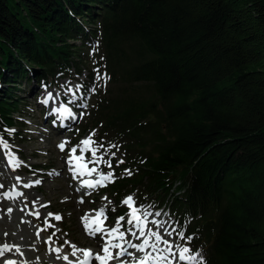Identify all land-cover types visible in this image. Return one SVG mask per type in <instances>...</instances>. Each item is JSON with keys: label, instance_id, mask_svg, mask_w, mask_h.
<instances>
[{"label": "trees", "instance_id": "1", "mask_svg": "<svg viewBox=\"0 0 264 264\" xmlns=\"http://www.w3.org/2000/svg\"><path fill=\"white\" fill-rule=\"evenodd\" d=\"M92 58L110 79L80 133L124 151L100 195L153 201L206 264H264V0H0V135L16 87Z\"/></svg>", "mask_w": 264, "mask_h": 264}, {"label": "rangeland", "instance_id": "2", "mask_svg": "<svg viewBox=\"0 0 264 264\" xmlns=\"http://www.w3.org/2000/svg\"><path fill=\"white\" fill-rule=\"evenodd\" d=\"M92 59L93 63L89 65L94 71L91 73L93 76L91 79H88L90 71L85 70L78 80H73L71 77L57 81L51 80L49 86L46 85L47 83L38 85L34 81L31 82L32 84L26 82L25 85L16 87L17 89H14L13 91L22 95L25 100L22 103L20 111L13 114V119L16 123L11 130L14 129L15 131L12 133L11 139L0 135V137H2L8 144V147L0 145V185L3 186L0 187V222H9L11 224V227H0V233L10 236L13 240H19V244H22L19 248L22 247L26 250L29 249L31 252L34 250L30 247L35 245V238L38 236L43 243L35 249L36 252L34 251L31 253V256H35L36 254L38 256H44V264H51L50 259L57 261L55 256L71 257L69 259L72 260V256L69 255L72 250H77L78 256V254H83L79 249H92L94 244H100V247L102 248L103 244L106 242L105 235L103 237L90 235L85 227L87 220H83V217H87L88 214L91 213L94 214L93 212H96L102 206H106L105 215L107 219L102 216L100 217V220L103 221L104 232H107L116 226L117 218L119 217L117 214L122 208L127 209L126 213L129 212L128 207L122 205L121 202L113 198L109 191L107 194L103 195H100V191L98 190L87 192L82 195L76 194V183L71 187L72 182L70 183L71 176L69 175V166L67 167L66 172H64V168L62 167L66 166V163L68 164L69 154L73 147L69 146V143H71L74 138H78L80 127L86 122V110L91 108L88 112L89 116L91 110L96 106L98 99L96 96L100 91L105 93L104 90L107 88L103 81H96L97 70L99 69L95 68L94 58ZM99 73L101 75L104 74V72L100 70ZM81 82H85V86L88 87L86 94L81 93L82 89L76 91V86L81 85ZM93 86L96 88L95 92L89 91ZM111 86L112 85H110V87ZM0 87L3 89L6 85L0 84ZM68 88H72L73 91L76 92L75 97L73 96V92L68 91ZM49 93L52 94V99L49 100V102H51V108H58L59 106L65 107L62 105L65 104L62 98L67 97L70 101H75V105L83 110L85 117L81 112L83 117L79 120V124L76 125V127L64 132H59L58 129L56 131L52 130L51 125L46 120L51 109L49 108L43 111L41 104L44 99L48 98ZM82 105H86V107H83ZM101 129L102 128L93 130L95 131V136L92 138L97 143L103 141L106 142L105 145H107L109 142L104 141L101 138L97 139L99 140L98 142L95 139L96 136L99 137ZM93 131L89 129L87 134L82 135H84L83 137L87 136L86 138H88ZM66 141L69 143H66V150L62 151L59 148V145ZM118 141L124 142V140ZM116 145L118 148L111 149V152L116 153V160L123 159L122 153L124 151L118 144ZM102 152L103 149H101L97 155H100ZM10 153L13 155L10 156ZM89 155L91 156V153ZM107 158L108 157L106 156L105 159ZM43 164L49 167L37 168V166H42ZM6 165H8V167ZM93 167L97 168V174L101 172L107 173L113 170L115 174L114 164L112 169H108L105 165L100 164V167L103 168L104 171L99 169V165H94ZM16 168H18V171L15 170ZM58 175L59 177H56ZM77 178H80L78 174ZM17 180H23L24 185H27L25 180H29V182L31 181V183L34 184L33 188L26 186L28 188L25 189L26 193L24 198L11 196V193L18 191ZM36 181H39V183H36ZM132 194H134L136 204L139 205L137 195L135 193ZM128 195H126V197ZM33 196L42 198L46 207L42 210L38 209L36 211L39 215H36L35 213L34 216H31L29 213H32L34 207L31 203L33 201H30L29 199ZM103 197H107V199L105 200ZM21 199H28L29 201H22ZM81 200H83V202H81ZM152 202L153 201H149L148 205L152 204ZM112 208L116 209L115 212L111 211ZM158 211L168 214L165 218L174 222V219L172 216L170 217L168 212L163 209ZM49 213L53 214L51 216L52 219L46 218V215L49 216ZM56 215H59L61 219L57 220L55 218ZM127 218L128 217L125 214V221L122 222L121 231L126 230ZM82 227H84V229ZM149 227L153 226L149 225ZM55 233H58L57 236L59 237L60 242L53 239ZM127 238L131 239L134 243L139 242L131 236ZM25 239H27V241ZM174 242L185 244L184 241H180L178 238L175 239ZM23 243H26L27 248ZM65 244H69V248L66 249ZM14 245L16 246L17 244ZM14 245L11 244V246ZM50 245L54 246V248H56L55 250L59 249V253L55 256L52 253L50 254ZM73 245L75 248H73ZM185 245L188 246L187 244ZM161 247H163V245H161ZM173 251L176 252L178 256V250L174 248ZM192 252L195 251L193 250ZM196 252H199L200 255L203 256L202 250ZM100 253L101 252H99V254ZM3 256L0 257V261L4 260ZM4 262L5 261H3V263L0 262V264H4ZM61 262L65 264L64 261ZM115 262L117 261H112V264H115ZM92 264H99V262L93 260ZM173 264H176L175 260L173 261ZM178 264H188V262L179 261Z\"/></svg>", "mask_w": 264, "mask_h": 264}, {"label": "snow or ice", "instance_id": "3", "mask_svg": "<svg viewBox=\"0 0 264 264\" xmlns=\"http://www.w3.org/2000/svg\"><path fill=\"white\" fill-rule=\"evenodd\" d=\"M110 77L107 73L101 75L99 70H97L96 81H103L106 85L107 81ZM63 87V86H62ZM83 87L82 85L76 86V91ZM95 86L91 87L89 91L95 92ZM69 92H73V96H76V92L73 91L72 88H68ZM52 99V94H48V98L44 99L42 103L48 104L49 100ZM86 107V105H82ZM57 112H61L64 115H72L71 111L68 108L56 109ZM15 130H8L9 134H12ZM95 136V131L91 133V135L80 141L77 146L71 148L68 164L70 166V171L74 172L75 175L79 176H92L93 173L97 172V168H88L87 163H81L85 159L83 153L90 152L91 159L88 163H92L95 165L103 164L108 169L113 168L112 160L115 158L116 153L111 152V149L118 148L116 144L109 143L105 145L103 141L97 143L92 137ZM66 143L68 141L61 143L59 148L63 151L65 149ZM0 145L4 147H8L6 141L0 137ZM95 145V146H94ZM82 146V147H81ZM80 149L81 155L77 156V149ZM103 149V152L100 155H97L100 150ZM110 153V155H109ZM13 155L10 153V156ZM108 157L105 159V157ZM75 161V166L72 167L73 162ZM123 159H119L116 161L117 166L123 164ZM124 172L127 175H131L132 172L130 169H125ZM115 182V174L114 170L109 171L107 173H99V177L97 180H85L83 181V185L89 189H96L107 187L109 183ZM39 183V181H36ZM30 186V185H26ZM0 187H3L0 185ZM90 194V193H89ZM103 199H107V197H103ZM83 202V200H81ZM122 205H126L129 209V212L126 213L128 217L126 220V230L121 231L122 222L125 221V215H121L117 218V224L115 227L111 228L107 232H105V243L102 246V251L104 255H100L99 253L93 255L90 249H79L84 254L85 259L79 261V264H92V261H98L99 264H111L112 261H118L119 264H173V261H176L178 264L179 261H186L188 264H206L203 257L199 252L195 254L192 253V249L185 244L175 243V239H179L180 241H191L192 236L186 235L183 230V225H179V222H172L165 217L168 215L161 211H149L150 208H154V205H137L134 200V194L128 195L125 199L121 201ZM115 208H112L111 211L115 212ZM106 206L102 207L97 216L93 218L91 224H86L85 227L89 231L90 235H95L96 233L104 232L103 221L100 220V217H104L107 219L106 215ZM39 215V213H36ZM49 216L53 214L49 213ZM55 218L57 220L61 219L59 215H56ZM83 220H87V217H83ZM93 225H96L93 227ZM152 225L153 227H149ZM175 234V236H174ZM135 238L136 242L134 243L131 239L127 237ZM171 238V239H170ZM113 240L119 241L118 243H113ZM163 245V247H161ZM13 248L17 252H20L18 246H9L8 244H4L0 247V257L4 255L5 251H12ZM73 248L75 246L73 245ZM178 250V256L173 249ZM134 250V251H130ZM57 252L59 249L56 250ZM23 255V253H20ZM75 255V251L73 252ZM64 259H68L64 257ZM4 264H17V261L8 259L4 262Z\"/></svg>", "mask_w": 264, "mask_h": 264}, {"label": "bare ground", "instance_id": "4", "mask_svg": "<svg viewBox=\"0 0 264 264\" xmlns=\"http://www.w3.org/2000/svg\"><path fill=\"white\" fill-rule=\"evenodd\" d=\"M58 124V123H57ZM77 124V122L76 123H74V124H72L71 122H69V121H66L65 122V124L62 126V125H59V127L58 128H52V130H57L58 129V131L59 132H64V131H69L73 126H75ZM48 128V127H47ZM49 129V128H48ZM49 131H50V129H49ZM50 135V134H49ZM65 148H66V146H65ZM64 150H66V149H64ZM86 157H87V161H85V159L81 162V163H87L90 159H91V156L89 155V153H86V155H85ZM64 162V161H63ZM14 163V162H13ZM74 164H75V161L73 162ZM10 164H12V163H10ZM7 167H8V165H6ZM69 165L66 163V166H62L63 168H64V172H66V169H67V167H68ZM12 168V167H11ZM16 171H18V168H16L15 169ZM69 175L71 176V179H70V183L72 182V184H71V187L76 183V186H77V188H76V190H75V192H76V194H79V192L81 191V189L79 188V184H80V181H81V177L80 178H77V175H75V177H74V172H72V171H70L69 170ZM56 177H59V175L58 176H56ZM46 180V179H45ZM25 182H26V184L27 185H30V187L31 188H33V186H34V184L33 183H31V181L29 182V180H25ZM17 188H18V191H15V193H11V196H13V197H16V196H18V197H21V198H24V195H25V193H26V191H25V189L26 188H28V187H26V185H24V183H23V180H17ZM29 187V188H30ZM22 200V199H21ZM25 200H28V199H24V200H22V201H25ZM30 201H33V202H31L32 203V205H33V207H34V209L32 210V213L30 214L29 213V215H31V216H34L35 215V213H36V211L38 210V209H40V210H42V209H44L45 207H46V205H44V202H43V200H42V198H38L37 196H33V197H30V199H29ZM28 200V201H29ZM25 207V206H24ZM103 207V206H102ZM101 207V208H102ZM100 208V209H101ZM23 209H25V208H23ZM99 209V210H100ZM99 210H97L96 212H93L94 214H88V216H87V222L85 223V225L86 224H91L92 223V220H93V218H95L96 216H97V214H98V212H99ZM30 212V211H29ZM27 213H28V211H27ZM46 218L47 219H52V217L51 216H47L46 215ZM96 225H93V227H95ZM0 227H11V224L9 223V222H0ZM83 229H84V227H82ZM11 229V228H10ZM9 229V230H10ZM13 229V228H12ZM3 230V229H2ZM29 230V229H28ZM38 231V230H37ZM87 232L89 233V231L87 230ZM57 234L58 233H55L54 235H53V239H56L58 242H60V239H59V237L57 236ZM96 235V237H103L104 235H105V232H101V233H96L95 234ZM28 237H29V235H28ZM27 237V238H28ZM58 237V238H57ZM32 238V237H31ZM12 238L10 237V236H6V235H3L2 233H0V247H2L4 244H8L9 246H11V244H17L16 246H20V245H22V244H19V240H11ZM29 239V238H28ZM26 241H27V239H25ZM33 240V239H32ZM25 241V242H26ZM24 242V241H23ZM33 242V241H32ZM57 242V243H58ZM113 243H118V241L117 240H113L112 241ZM20 243H21V241H20ZM27 243V242H26ZM26 243H23V245H25V247L27 246L26 245ZM43 242H42V240L37 236L36 238H35V245L34 246H32V247H30V248H32V250H34L35 251V249L40 245L41 246V244H42ZM19 244V245H18ZM27 248V247H26ZM40 248V247H39ZM65 248L67 249V248H69V244H65ZM20 249V252H17L16 250H15V248H13V250L12 251H5L4 253H5V255L3 256V261H6V260H8V259H13V260H15V261H17V264H44V262H45V258H44V256H38L37 254L35 255V256H31V253H33L34 251H29V249H23L22 247H20L19 248ZM49 249H50V254L52 253V254H54V256L56 255V254H58L59 252H57L55 249L56 248H54V246H52V245H50V247H49ZM91 251H92V253H93V255H95L97 252L99 253V252H101L100 253V255H104V253H103V251H102V248L100 247V244H94V247L91 249V248H89ZM36 252V251H35ZM73 250L69 253V255H71L72 256V260H70L69 258H71V257H67L68 259H64V256H55L56 258H57V261L56 260H52V259H50V261H51V264H63L61 261H64V263L65 264H79V261H82V260H84L85 259V257H84V254H82V255H79L78 254V256H77V253H78V251L76 250L75 251V255H73ZM20 253H23V255H21ZM61 254V253H60ZM68 256V255H67ZM73 258H75V259H73ZM3 261L1 260L0 262L1 263H3ZM111 264H112V262H111ZM115 264H118V261L117 262H115Z\"/></svg>", "mask_w": 264, "mask_h": 264}]
</instances>
